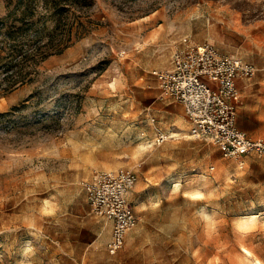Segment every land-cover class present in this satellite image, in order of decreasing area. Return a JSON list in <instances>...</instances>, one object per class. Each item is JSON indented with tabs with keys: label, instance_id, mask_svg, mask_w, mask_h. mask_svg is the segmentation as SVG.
Here are the masks:
<instances>
[{
	"label": "rangeland",
	"instance_id": "1",
	"mask_svg": "<svg viewBox=\"0 0 264 264\" xmlns=\"http://www.w3.org/2000/svg\"><path fill=\"white\" fill-rule=\"evenodd\" d=\"M88 3L77 10L81 40L45 61L33 82L7 95L0 86V264H104L81 182L122 167L138 175L139 223L114 264H264V166L256 162L264 158L225 159L192 140L154 145L159 129L189 124L168 123L160 101L148 102L134 63L141 44L175 30L264 73V0ZM7 5L0 0V19ZM259 213L256 225L240 226L239 217Z\"/></svg>",
	"mask_w": 264,
	"mask_h": 264
},
{
	"label": "built area",
	"instance_id": "2",
	"mask_svg": "<svg viewBox=\"0 0 264 264\" xmlns=\"http://www.w3.org/2000/svg\"><path fill=\"white\" fill-rule=\"evenodd\" d=\"M255 73L253 65L224 55L211 44L186 42L176 49L171 69L153 74L159 80L162 95L183 105L190 123L189 136L213 144L225 159H238L243 155L264 158V140L252 139L236 124L242 103L236 82ZM175 136L160 131L154 145L160 146ZM137 183L133 168L96 171L82 183L92 213L113 223L107 246L112 256L123 250L128 233L139 223L129 200Z\"/></svg>",
	"mask_w": 264,
	"mask_h": 264
},
{
	"label": "trees",
	"instance_id": "3",
	"mask_svg": "<svg viewBox=\"0 0 264 264\" xmlns=\"http://www.w3.org/2000/svg\"><path fill=\"white\" fill-rule=\"evenodd\" d=\"M87 6L92 0H87ZM81 0H8L0 19V86L10 94L33 82L38 68L82 39ZM51 25V26H49Z\"/></svg>",
	"mask_w": 264,
	"mask_h": 264
},
{
	"label": "crops",
	"instance_id": "4",
	"mask_svg": "<svg viewBox=\"0 0 264 264\" xmlns=\"http://www.w3.org/2000/svg\"><path fill=\"white\" fill-rule=\"evenodd\" d=\"M187 29L189 30V28ZM161 32L162 31H159V33H155L153 35V36H156V38L153 39V41L150 40L145 44H141L142 49L141 50L139 49L138 51L139 55L137 57H134V63L139 67V69H141L139 72V77H140L139 79L142 81V89H143L144 96H147L149 98L148 102L152 101L153 103H158V101H160V106L158 109L161 110L162 116L168 123L174 124V123H178L183 120H186L187 123L189 124V129L188 131L178 130L177 132H173L171 130L163 131L162 129H159V132L161 131V132L171 133V134L176 135L174 139H171L167 142L192 140V141H200V142L209 143L204 140H195L189 136L190 123L186 117L185 109L183 105L173 99L162 98L160 96V93H161L160 83H159L158 78L153 74L155 72H161V71L171 69L173 55L176 49L179 47H182L186 42L196 44V45H203V44H198L192 38L181 37V33L175 30L172 31L173 32L172 36L162 34ZM151 36L152 34L149 33L147 38ZM212 40H221V38H215ZM227 55L238 57L244 60L245 62L253 65L256 68V65L254 63L247 61L240 56L230 55V54H227ZM256 73H257V68H256ZM256 73L251 78H239L236 82L241 92V95H242V103L238 110L236 124L239 130L246 132L252 139H263L264 140V131H263L264 130V73H260L259 75H257ZM244 122L249 123V124L260 125V128H258L259 129L258 130V129L250 128L248 126H244L243 125ZM256 162L260 164L261 166H264V159H259ZM116 170L118 169L96 170V171H116ZM196 170L197 169H193L192 171H196ZM198 170L201 172L202 168L199 167ZM96 171H94L93 174L84 181L90 180ZM262 172H264V169H262ZM84 181L81 182V187L83 191L85 192L82 186V183ZM134 190L130 194L129 200L131 204L133 205L134 210L137 213L138 218H139V214L137 212V209H136V206L133 200ZM85 195H86V192H85ZM87 203H88V200H87ZM89 208H90V205H89ZM90 214L93 215L96 218V220L91 219L89 222L93 223L94 227H97L102 233L101 242L104 241V264L123 263V261H117L113 258L117 257L124 250L125 247L115 256H112L108 253L107 246H108V243L112 239L113 223L104 217H100V216L93 214L91 211V208H90ZM256 215L263 216L262 213L261 214L259 213ZM244 217H247V216H244ZM137 227L138 225L135 227V229H133L132 231L128 233L126 237V243H127L128 237L136 230ZM126 243H125V246H126Z\"/></svg>",
	"mask_w": 264,
	"mask_h": 264
},
{
	"label": "bare ground",
	"instance_id": "5",
	"mask_svg": "<svg viewBox=\"0 0 264 264\" xmlns=\"http://www.w3.org/2000/svg\"><path fill=\"white\" fill-rule=\"evenodd\" d=\"M210 33L212 35H215L217 34V31L215 30V28H211L210 29ZM180 187V186H179ZM194 193V192H193ZM192 193V194H193ZM201 192H196L194 194V196L197 198V197H201ZM259 219H260V215H250V216H247V217H241L239 218V223H240V226H242L243 228H248V227H251V226H254L256 225L258 222H259Z\"/></svg>",
	"mask_w": 264,
	"mask_h": 264
}]
</instances>
